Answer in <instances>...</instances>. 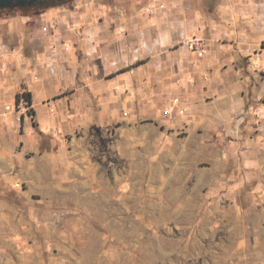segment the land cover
<instances>
[{"label":"rangeland","instance_id":"374dc122","mask_svg":"<svg viewBox=\"0 0 264 264\" xmlns=\"http://www.w3.org/2000/svg\"><path fill=\"white\" fill-rule=\"evenodd\" d=\"M242 69L244 106L227 117L94 101L89 124L43 132L32 99L6 103L0 264H264V67Z\"/></svg>","mask_w":264,"mask_h":264},{"label":"crops","instance_id":"0c3cea01","mask_svg":"<svg viewBox=\"0 0 264 264\" xmlns=\"http://www.w3.org/2000/svg\"><path fill=\"white\" fill-rule=\"evenodd\" d=\"M193 35L203 57L180 44ZM244 63L264 67V0H74L0 19V139L15 134L4 105L20 90L43 132L89 124L94 101L116 116L125 103L177 98L176 119L227 117L244 106Z\"/></svg>","mask_w":264,"mask_h":264},{"label":"trees","instance_id":"16d2710c","mask_svg":"<svg viewBox=\"0 0 264 264\" xmlns=\"http://www.w3.org/2000/svg\"><path fill=\"white\" fill-rule=\"evenodd\" d=\"M74 0H59V1H50V0H42L41 2H37L33 5L25 6V7H11V8H4V11L7 12H14L19 11L20 15H38L44 12L47 8L56 5H69ZM2 10V9H0ZM2 10V11H3ZM18 13V12H17ZM13 15V14H11ZM21 99L27 104L31 105V93L26 90H20L15 94V104H18ZM30 112H33L32 109H29ZM22 119V117H21ZM33 124L36 125V121H33Z\"/></svg>","mask_w":264,"mask_h":264},{"label":"built area","instance_id":"2783aa9c","mask_svg":"<svg viewBox=\"0 0 264 264\" xmlns=\"http://www.w3.org/2000/svg\"><path fill=\"white\" fill-rule=\"evenodd\" d=\"M162 7L163 6L160 5V8H162ZM180 44L185 49L195 52L198 57H203L206 53V43H205V40L201 37H198L195 35L190 36V37H183L181 39ZM176 103H178V99L177 98L172 99L170 105H168L162 109V114L164 116L172 115L173 114V105H175ZM6 109H9V108L6 107Z\"/></svg>","mask_w":264,"mask_h":264},{"label":"water","instance_id":"95a60500","mask_svg":"<svg viewBox=\"0 0 264 264\" xmlns=\"http://www.w3.org/2000/svg\"><path fill=\"white\" fill-rule=\"evenodd\" d=\"M41 1L42 0H0V9L11 8V7H25ZM50 1H59V0H50Z\"/></svg>","mask_w":264,"mask_h":264}]
</instances>
